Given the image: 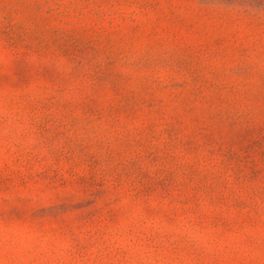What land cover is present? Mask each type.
<instances>
[{
  "label": "rangeland",
  "instance_id": "374dc122",
  "mask_svg": "<svg viewBox=\"0 0 264 264\" xmlns=\"http://www.w3.org/2000/svg\"><path fill=\"white\" fill-rule=\"evenodd\" d=\"M0 264H264V0H0Z\"/></svg>",
  "mask_w": 264,
  "mask_h": 264
}]
</instances>
